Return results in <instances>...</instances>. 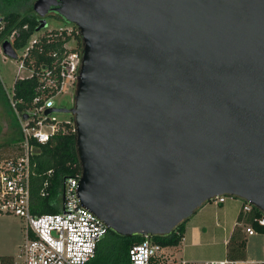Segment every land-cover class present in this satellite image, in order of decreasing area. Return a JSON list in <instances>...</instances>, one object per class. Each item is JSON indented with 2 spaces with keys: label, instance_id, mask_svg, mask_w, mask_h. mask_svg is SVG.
I'll return each mask as SVG.
<instances>
[{
  "label": "water",
  "instance_id": "95a60500",
  "mask_svg": "<svg viewBox=\"0 0 264 264\" xmlns=\"http://www.w3.org/2000/svg\"><path fill=\"white\" fill-rule=\"evenodd\" d=\"M32 4L37 30L52 9L82 40L72 105L47 109L73 116L82 205L122 235L221 194L264 214V0Z\"/></svg>",
  "mask_w": 264,
  "mask_h": 264
},
{
  "label": "built area",
  "instance_id": "2783aa9c",
  "mask_svg": "<svg viewBox=\"0 0 264 264\" xmlns=\"http://www.w3.org/2000/svg\"><path fill=\"white\" fill-rule=\"evenodd\" d=\"M3 23L4 19L0 16V29ZM23 26L26 27L27 24ZM54 29L61 34L63 43L60 48L48 51L47 60L39 65H35L32 58H29V64L25 60L43 31L31 41L28 38L27 43L20 47L23 48L20 56L16 52L19 48L13 45L14 38L19 35L17 28L12 29L5 38L12 44L16 52L15 58L20 59L15 79L31 76L36 78L35 94L30 100L16 96L14 82L9 88L2 85L20 131L13 151L0 154V214L16 215L23 224V241L12 257V264H86L94 256L98 242L109 230L102 219L80 202L77 188L81 170L65 175L55 185L53 170L49 168L45 172L40 194L51 196V203L57 204L59 208L54 212H35L32 209L31 177L37 164L34 156L39 152V143L49 141L56 134H65L75 129L71 114L59 117L56 113L64 111L47 112L48 108L54 106H66L60 103L62 96H74L82 51L75 36L78 33L75 24ZM3 40H0V53L7 56L2 49ZM18 102L25 103L23 108H18ZM50 187L54 192H50ZM225 196L216 195L212 199L218 202L224 200ZM252 206L242 199L241 212H249ZM256 221L264 225V214L257 217ZM245 231L253 233L254 227L246 224ZM163 258L164 245L152 240L151 236L144 235L140 241L129 246L126 264H159ZM237 262V259L225 258L207 260L204 264Z\"/></svg>",
  "mask_w": 264,
  "mask_h": 264
},
{
  "label": "trees",
  "instance_id": "16d2710c",
  "mask_svg": "<svg viewBox=\"0 0 264 264\" xmlns=\"http://www.w3.org/2000/svg\"><path fill=\"white\" fill-rule=\"evenodd\" d=\"M19 0H0V16L3 17V27L0 29V40L8 37L12 29L17 28L19 35L14 38L13 45L16 48L23 47L31 34L36 30L39 23L38 15L34 12L19 10L15 7ZM59 15V14H58ZM61 16V15H59ZM62 17V16H61ZM27 24L26 27L23 25ZM64 32V30L62 31ZM77 42L82 46V40L79 33H75ZM63 43L61 34L57 29L45 30L39 35L33 47L29 51V57L25 62L29 64V58H32L35 65L47 60L46 53L54 48H60ZM35 76L26 78H16L14 89L16 96L30 100L35 92ZM3 99L10 109L11 115L17 121L16 115L11 108L4 90L0 87ZM24 102H18L19 109L23 108ZM20 137V131L16 133ZM37 160L35 172L31 177V201L32 209L35 212L57 211L58 205L51 203V196L40 194L42 182L46 177V171L53 170L52 178L55 185L60 183L65 175L80 171L79 159L75 147L74 131L65 134H56L49 141L39 143V152L35 154ZM50 192H54L50 187ZM263 215L256 207L248 213L240 212L238 222L234 225L230 237L226 243V255L229 259L245 258L246 233L243 231V225L239 222L249 223L256 230L264 232V225L256 221L257 217ZM187 219L178 223L169 233L163 235H153L151 239L162 245H176L180 242ZM143 235L133 233L122 235L113 230H108L106 235L98 242L94 256L86 264H126L128 262V248L133 243L140 241ZM12 254H0V264H12Z\"/></svg>",
  "mask_w": 264,
  "mask_h": 264
},
{
  "label": "crops",
  "instance_id": "0c3cea01",
  "mask_svg": "<svg viewBox=\"0 0 264 264\" xmlns=\"http://www.w3.org/2000/svg\"><path fill=\"white\" fill-rule=\"evenodd\" d=\"M241 205L242 198L233 195L218 202H203L187 218L180 242L164 245V258L159 264H204L207 260L227 258L226 243L238 222ZM239 223L246 233V246L245 258L237 259V264H264V232L254 228L253 233H248L245 225L249 223Z\"/></svg>",
  "mask_w": 264,
  "mask_h": 264
},
{
  "label": "rangeland",
  "instance_id": "374dc122",
  "mask_svg": "<svg viewBox=\"0 0 264 264\" xmlns=\"http://www.w3.org/2000/svg\"><path fill=\"white\" fill-rule=\"evenodd\" d=\"M33 0H19L15 7L22 11L34 12ZM37 14V13H36ZM38 15V14H37ZM39 17V15H38ZM47 26L36 29L30 36L29 41L39 35L45 28H59L68 26L70 21L65 20L57 13L46 15ZM23 48L17 49V55L20 56ZM20 63V59L4 56L0 53V87L6 88L12 86L16 77L15 72ZM60 103L66 106H71L73 103V95L66 94L61 97ZM59 117L68 116L69 112L56 113ZM0 154H5L13 151V146L17 144L19 137L16 136L19 127L18 122L13 119L10 109L3 99L0 92ZM23 224L21 219L16 215L0 214V254L2 253H17L19 245L23 241Z\"/></svg>",
  "mask_w": 264,
  "mask_h": 264
},
{
  "label": "flooded vegetation",
  "instance_id": "af4514ba",
  "mask_svg": "<svg viewBox=\"0 0 264 264\" xmlns=\"http://www.w3.org/2000/svg\"><path fill=\"white\" fill-rule=\"evenodd\" d=\"M50 13H56V12L54 10L50 9L48 14H50Z\"/></svg>",
  "mask_w": 264,
  "mask_h": 264
}]
</instances>
